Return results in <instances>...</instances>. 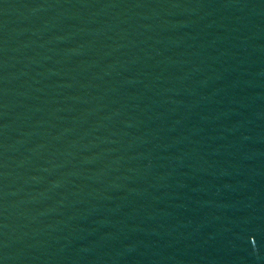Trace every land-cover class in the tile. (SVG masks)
I'll return each mask as SVG.
<instances>
[{
    "label": "water",
    "instance_id": "water-1",
    "mask_svg": "<svg viewBox=\"0 0 264 264\" xmlns=\"http://www.w3.org/2000/svg\"><path fill=\"white\" fill-rule=\"evenodd\" d=\"M0 264H264V0H0Z\"/></svg>",
    "mask_w": 264,
    "mask_h": 264
}]
</instances>
